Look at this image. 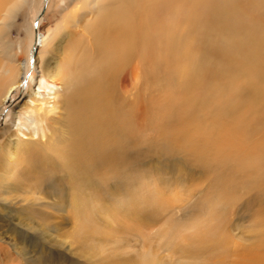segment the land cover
I'll return each instance as SVG.
<instances>
[{
  "label": "rangeland",
  "instance_id": "rangeland-1",
  "mask_svg": "<svg viewBox=\"0 0 264 264\" xmlns=\"http://www.w3.org/2000/svg\"><path fill=\"white\" fill-rule=\"evenodd\" d=\"M12 1L2 0L0 25ZM119 2L19 0L0 31V75L29 22L33 38L46 36L29 67L50 61L62 75L55 109L14 106L11 129L20 113L28 124L8 139L20 144L14 158L0 128V186L26 182L19 169L45 178L21 185L24 208L20 197L4 207L27 213L14 227L28 252L9 250L12 263L264 264V0H131L123 21L108 14ZM108 26L128 42L106 85L112 122L72 164L78 134L63 98L72 77L102 64L97 36Z\"/></svg>",
  "mask_w": 264,
  "mask_h": 264
},
{
  "label": "bare ground",
  "instance_id": "bare-ground-1",
  "mask_svg": "<svg viewBox=\"0 0 264 264\" xmlns=\"http://www.w3.org/2000/svg\"><path fill=\"white\" fill-rule=\"evenodd\" d=\"M129 1L131 0H120L117 5L108 8L112 10V12H108V14H111L115 18L120 20L124 19L126 15L121 12V8L122 5H129ZM1 2L2 0H0V6ZM17 4H19V0L12 1L8 8L5 9L4 15L1 18L0 31L5 27L6 21L10 14L13 13L18 7ZM108 14L107 18H109ZM34 17L36 16H33L32 20L34 19ZM103 19L105 18L103 17ZM37 23H40L39 18H37ZM129 28H131V25L125 24L124 31L126 36H128ZM121 33L122 31H120L119 29H115L110 26H108L107 28H102L98 32L97 36L99 51H103L102 54H104L103 57H101L102 64H98V66L93 69L90 78L81 79V77H72L74 78V81H71V83L68 82L70 84L69 93L68 95H65V98H63L65 100V105L67 102L66 119L71 124L72 131L78 134V136L72 138V142L73 139L76 140L69 154L74 158L72 164H75L78 160L80 161L81 159L85 160L86 157L91 156L94 152H96L95 144L97 145V141L101 136L99 135V133L103 132L104 134V130L107 127L106 124L112 122V113L109 104L110 91L107 90L106 85L108 83V79H110L111 70L113 71L115 68L114 64L116 63V59H120L121 54L125 51L126 44L128 43L125 41L127 39H125V37ZM37 34H35L36 36L35 38H33V29L31 22H29L24 33L25 43L22 46L20 45V52L15 51V56L17 57V59L14 57V55H12V58L14 57L15 59L9 61L7 68L0 75V106L8 103L4 109L5 111L0 110V115H2L4 119V123L0 125V128L3 132L1 134L6 135V142L4 147V151L6 153L5 155H8L9 157L11 155V158L15 157L14 150L17 149L20 144L17 141L16 145H12V143L9 144L8 139L9 141H12L11 138L13 135L18 137V133L19 135H22L24 134V128H28V124L25 123L26 119H24L20 113V115L16 118L17 122L14 130L11 129V124H14V106L18 102H20V100H23L21 106H23L22 104H24L26 101H39L43 106L50 107L51 110L56 108V101L52 98L53 96H55V93H57V81L62 77V75L61 77L59 75V70L56 69L55 65H50V61H41L39 65L40 68L39 66L35 65V63H33L32 67H29L28 57L30 56L29 58H32L33 51L35 50L36 52L37 46H43L44 41L46 40V36L43 34V31L40 28ZM65 35L67 36L68 34ZM38 52L35 54V60L39 59ZM21 54L24 55V59L22 60ZM37 76L38 79H36ZM102 77H105L103 81H106L103 89L97 85L92 87V84L96 83V80ZM3 78H5L6 80L5 85H3L2 83ZM47 79H49V81H51L52 83H49ZM35 84H37L36 88H34ZM88 84L91 85L88 87L87 93L84 92L82 94L83 88ZM14 90L15 93L12 94ZM44 90L47 91L45 95ZM80 94L83 97L81 99H78V96ZM30 108L31 110L27 118L29 119V123L31 122L30 124L34 123L36 125L37 132L41 131L42 133H44L45 122L42 121L43 118L35 113V110L32 109V106H30ZM59 158L62 162L63 156ZM24 159L25 162L29 163V160L26 159V157H24ZM12 161L13 160L8 162ZM68 165L72 166L71 164H66V166ZM51 166H49V169L55 171ZM19 172L20 176H23L24 181L27 182L28 179L32 180L33 187H39L41 182L45 180L44 177L38 175L29 176V173L23 169H19ZM24 183H21V185H24ZM21 185H18L14 182L9 185L0 186V241L3 243L0 244V264H14L12 263V253H10L9 250H13L23 259L24 257H26L28 252L22 238L20 236L15 237L16 234H19L15 230L16 227H14V225L16 226V223L19 224L20 221H25V223H27V219L25 218L27 213L23 214L22 212V214H15V212L10 211L9 209H4L5 206H9L6 205V202L15 201L14 198L17 197H20L19 201L24 202H21L22 206L20 207V209L24 208V205H27L29 198L22 195V189H24L25 193L26 187H23ZM37 212L41 213L39 209ZM22 237L24 236L22 235ZM247 261L251 263L257 260L248 259Z\"/></svg>",
  "mask_w": 264,
  "mask_h": 264
}]
</instances>
